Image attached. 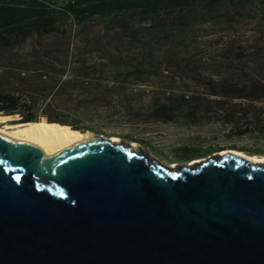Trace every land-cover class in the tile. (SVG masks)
I'll return each instance as SVG.
<instances>
[{
    "label": "trees",
    "instance_id": "1",
    "mask_svg": "<svg viewBox=\"0 0 264 264\" xmlns=\"http://www.w3.org/2000/svg\"><path fill=\"white\" fill-rule=\"evenodd\" d=\"M71 16L88 51H31L29 40L54 33L69 46ZM0 113L70 133L105 134L94 119L118 120L132 129L110 134L143 146L161 125L264 141V0H78L63 11L0 0Z\"/></svg>",
    "mask_w": 264,
    "mask_h": 264
},
{
    "label": "water",
    "instance_id": "2",
    "mask_svg": "<svg viewBox=\"0 0 264 264\" xmlns=\"http://www.w3.org/2000/svg\"><path fill=\"white\" fill-rule=\"evenodd\" d=\"M94 135L49 160L0 135V264H264V162Z\"/></svg>",
    "mask_w": 264,
    "mask_h": 264
},
{
    "label": "rangeland",
    "instance_id": "3",
    "mask_svg": "<svg viewBox=\"0 0 264 264\" xmlns=\"http://www.w3.org/2000/svg\"><path fill=\"white\" fill-rule=\"evenodd\" d=\"M252 26H248L251 28ZM78 30V27H77ZM99 27L92 29V33H97ZM247 35H249L247 33ZM82 37L76 35L71 36L70 45L67 46V39H64L59 34H49L39 39H31L27 45L33 48L31 51H88V48L82 43ZM10 118L5 121V124H15L13 123L15 119L14 116H9ZM45 119L41 117V120ZM13 120V121H12ZM95 127L104 129L105 134L94 133L93 135H103L104 137H117L114 134L110 133H125L132 129L129 125L117 121H105L100 120L99 118L94 119L92 122ZM21 124V123H17ZM158 131L154 133L147 134V139L150 141V146H143L139 142H126L119 138V142L129 144L132 147V143L137 144V147H132L134 150L140 148L142 151L146 152L148 156L165 165L176 164L179 165L177 168L184 167L181 164L191 163L192 161H184L180 158L183 155L184 148H210L212 145H223L222 149L228 150H237L234 146L237 147H251V148H264V141L257 140L255 138L245 137H229L226 129L221 125L212 124L205 126H196V127H180V126H170V125H161L157 128ZM223 151V150H221ZM220 151V152H221ZM239 151V150H238ZM214 152L213 154L220 153ZM242 152V151H241ZM245 153V152H244ZM211 155L205 156L207 159ZM259 156V155H258ZM264 157V156H262ZM195 159V160H199ZM176 168V169H177Z\"/></svg>",
    "mask_w": 264,
    "mask_h": 264
},
{
    "label": "bare ground",
    "instance_id": "4",
    "mask_svg": "<svg viewBox=\"0 0 264 264\" xmlns=\"http://www.w3.org/2000/svg\"><path fill=\"white\" fill-rule=\"evenodd\" d=\"M10 116V115H9ZM0 114V135L14 141L27 143L40 149L44 156L49 159H54L65 150L91 141L95 138L91 132L70 133L66 129L53 127L45 121L35 123L21 124H5L10 117ZM113 142H119L118 137H112ZM132 147H137V144L132 143ZM230 153L238 157L245 158L254 163H263L264 157L258 155H248L238 150H223L219 155ZM206 159L194 160L191 163L181 164L189 167L197 162L202 163ZM179 165L170 164V168H177Z\"/></svg>",
    "mask_w": 264,
    "mask_h": 264
},
{
    "label": "built area",
    "instance_id": "5",
    "mask_svg": "<svg viewBox=\"0 0 264 264\" xmlns=\"http://www.w3.org/2000/svg\"><path fill=\"white\" fill-rule=\"evenodd\" d=\"M36 1L41 2L48 8L56 11H63L65 9L74 7L78 4V0H36ZM71 22L72 24L70 27V34L71 36H74L77 32V25L72 16H71Z\"/></svg>",
    "mask_w": 264,
    "mask_h": 264
}]
</instances>
